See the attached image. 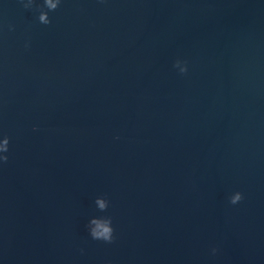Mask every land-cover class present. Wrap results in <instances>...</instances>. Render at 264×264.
I'll use <instances>...</instances> for the list:
<instances>
[{
  "label": "water",
  "instance_id": "obj_1",
  "mask_svg": "<svg viewBox=\"0 0 264 264\" xmlns=\"http://www.w3.org/2000/svg\"><path fill=\"white\" fill-rule=\"evenodd\" d=\"M0 135V264H264V0H0Z\"/></svg>",
  "mask_w": 264,
  "mask_h": 264
},
{
  "label": "clouds",
  "instance_id": "obj_2",
  "mask_svg": "<svg viewBox=\"0 0 264 264\" xmlns=\"http://www.w3.org/2000/svg\"><path fill=\"white\" fill-rule=\"evenodd\" d=\"M45 3L51 9V8H54L57 3H59V0H45ZM24 6L27 7L26 4ZM39 20L41 23H44V24L48 23V20L46 19L44 14H41V16L39 17ZM8 144H9L8 137L6 135H0V164L6 162L8 159L7 155H5V153H7V151H8ZM241 199H242L241 193L237 191L236 194L231 198L230 204L235 205ZM90 235H91L92 239H94V240H103L105 242H110L112 240V231L111 230H109V232L106 235H104L103 237H99L95 233H90ZM215 251H216V249L213 248L212 252L215 253Z\"/></svg>",
  "mask_w": 264,
  "mask_h": 264
}]
</instances>
